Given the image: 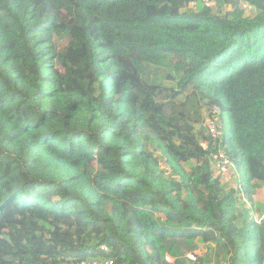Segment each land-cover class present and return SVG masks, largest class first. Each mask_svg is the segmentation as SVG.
<instances>
[{
    "label": "trees",
    "instance_id": "16d2710c",
    "mask_svg": "<svg viewBox=\"0 0 264 264\" xmlns=\"http://www.w3.org/2000/svg\"><path fill=\"white\" fill-rule=\"evenodd\" d=\"M214 1L0 0V264H264V0Z\"/></svg>",
    "mask_w": 264,
    "mask_h": 264
},
{
    "label": "built area",
    "instance_id": "2783aa9c",
    "mask_svg": "<svg viewBox=\"0 0 264 264\" xmlns=\"http://www.w3.org/2000/svg\"><path fill=\"white\" fill-rule=\"evenodd\" d=\"M204 4L210 6L214 2V0H202ZM242 9L250 8L253 9L252 6H249L246 3L241 2ZM209 111V110H208ZM221 110L218 107H213L205 117L204 127L207 131L209 137H211L217 146L216 152L212 155V167L214 171V175L217 178H223L233 173L235 177H237V172L235 170V165L228 153L222 146V132H221V123L220 116ZM163 168L168 171V168L163 166ZM240 183V181H239ZM239 188V185L237 186ZM104 251H108L106 247H103ZM80 264H114V260L110 258L104 259H88L82 261Z\"/></svg>",
    "mask_w": 264,
    "mask_h": 264
},
{
    "label": "rangeland",
    "instance_id": "374dc122",
    "mask_svg": "<svg viewBox=\"0 0 264 264\" xmlns=\"http://www.w3.org/2000/svg\"><path fill=\"white\" fill-rule=\"evenodd\" d=\"M215 5H216V1H214L212 4H210V6L213 7L215 11H218V12H220L222 14L226 13L227 11H229L231 9L230 8V4L229 5L226 4L222 8H217V7H215ZM196 8H197L196 4H191L186 9L195 10ZM244 10H245V15L246 16H253L255 14V10L254 9L251 10L250 8H247V9H244ZM166 85L170 86L171 84H170L169 81H167ZM224 120H225V122H224L225 126H227L226 127V131H229L230 130L229 129V120H228V118L226 116H225ZM196 128H197V130H200V131L203 130L205 132V134L207 135V131H206L203 123L201 125H197ZM156 155L161 157V153H159V152H156ZM235 170L237 172V175H236L237 177L235 179L233 177L228 178V180L231 183V184L229 183V185H228L229 188L230 187L238 188L237 186L241 184V182L239 183V178L241 180L240 171H238L236 168H235ZM234 177H235V175H234ZM223 180H226V179H223ZM232 185H234V186H232ZM232 188H230V189H232ZM253 200L255 201V203L260 204L261 206H264V185H262V187L257 190ZM256 208H258V205L256 206ZM254 216H255L256 220L264 221V209H262V211L255 212ZM220 252L221 251L219 249H217V248L212 247V249H208L207 245L199 243L197 250L194 253H188L187 257L189 259H191V260H195L197 257L198 258H204L205 256H209V257H212L214 259L213 262L215 264H217L221 260V258L219 260H217V257H216V256L219 255ZM169 261L172 262L171 259H169Z\"/></svg>",
    "mask_w": 264,
    "mask_h": 264
},
{
    "label": "crops",
    "instance_id": "0c3cea01",
    "mask_svg": "<svg viewBox=\"0 0 264 264\" xmlns=\"http://www.w3.org/2000/svg\"><path fill=\"white\" fill-rule=\"evenodd\" d=\"M231 177H233L234 179L236 178V177H234V174L233 173H230L229 175H227L226 177H223V178H221L220 180H221V182H222V184H225V185H229V183H230V181L228 180V178H231ZM223 179H226V180H223ZM224 182V183H223ZM231 184V183H230ZM235 185V184H234ZM234 185H232V186H234ZM229 187V186H228ZM230 188H232V187H230Z\"/></svg>",
    "mask_w": 264,
    "mask_h": 264
}]
</instances>
